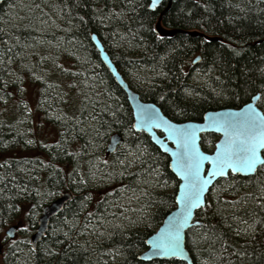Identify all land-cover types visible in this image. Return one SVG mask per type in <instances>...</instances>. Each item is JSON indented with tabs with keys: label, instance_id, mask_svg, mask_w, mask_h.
<instances>
[{
	"label": "trees",
	"instance_id": "16d2710c",
	"mask_svg": "<svg viewBox=\"0 0 264 264\" xmlns=\"http://www.w3.org/2000/svg\"><path fill=\"white\" fill-rule=\"evenodd\" d=\"M46 1L50 3L46 10L51 15L49 18L55 20L59 17L57 22L63 28L61 34L56 32L54 36L50 35L52 38L61 36L65 43V55L59 60L55 56L60 51L50 48L47 42L49 34L43 32L42 26L37 28L30 22L29 29L26 28L29 24L26 15L34 17L36 7L45 8ZM23 4L22 19L15 22L6 34V52L12 58L37 53L51 65L53 62L60 63L62 69L47 65L50 80H43L57 86L62 84V89L69 86L74 90V87L63 81L60 75L74 79L76 71L81 75L79 80L75 79L79 86L82 85L80 90L89 81L90 88H97L94 95L101 94V98H104L99 102H104L101 115L107 139L114 132L122 133L123 143L128 150L122 152L118 147L105 161L108 172L119 167L118 184L113 188L112 196L104 194L95 202L96 211L105 213L106 209H113L112 215H105L109 219L116 215L115 219L119 221L116 228H108L110 235L99 236L98 245L91 251L63 248L59 243H52L49 256L38 251L35 259L22 257L20 253L15 255L13 247H10L2 264H187L175 258L152 262L138 258L139 253L147 247L146 238L175 206L176 189L165 190L166 183L177 185L178 180L169 168L168 155L152 142L149 135L132 129L133 116L126 96L102 64L90 36L92 32L99 35L118 69L141 98L158 104L172 119L201 120L207 110L240 107L257 93H261L258 105L264 110V0H173L163 15L164 25L183 29L173 37L155 33L154 24L161 8L149 10L147 0H25ZM189 30L204 32L219 39L208 40L189 33ZM67 50L73 54L72 58L67 57ZM199 54L201 61L193 64V59ZM65 59L68 64L64 62ZM132 71L146 77L143 86L129 81ZM55 74L59 81L53 78ZM22 76L24 80L26 77L24 74ZM21 84L17 82L15 86L21 87ZM13 92L0 90V97ZM83 96L86 97L87 93ZM89 101L94 100L90 98ZM78 115L73 114L72 120L60 129V135L64 132L65 138L59 142L68 149L73 146L69 144L66 134L76 125L74 118ZM16 119L18 115L11 121ZM11 121L0 113V153L8 150V145L4 143L10 136ZM75 128H78L77 125ZM129 129L131 132L127 135ZM77 130L76 145H81L84 136L80 129ZM216 138L215 133H204L202 146L209 148ZM19 142L24 143L22 140ZM77 149L64 155L68 160L62 159L63 164H73L67 168L56 166L60 152L54 153L53 157L58 159L48 164L46 175L35 188L38 197L29 198L32 204L45 203L49 192L60 194L66 190L74 191L73 199L53 219V224L61 216L75 213L81 207L82 195L88 191V187L80 184L78 177L75 179L76 169L87 164V157L80 155ZM16 162L18 160L8 158L3 163L12 165ZM10 171V166L0 167V181L8 186L5 192H0V230L5 224V193L13 197L16 187L25 184L18 172L11 175ZM249 178L251 182H248ZM123 185L131 187L130 193L134 191L131 193L132 199L115 201ZM261 186H264V169L261 168L253 175L230 174L217 180L208 194V203L198 211V218L204 224L194 226L187 232L186 244L195 264H264V197L259 194ZM194 231H198L196 236L197 248L202 250L200 255L192 253L191 233Z\"/></svg>",
	"mask_w": 264,
	"mask_h": 264
},
{
	"label": "rangeland",
	"instance_id": "374dc122",
	"mask_svg": "<svg viewBox=\"0 0 264 264\" xmlns=\"http://www.w3.org/2000/svg\"><path fill=\"white\" fill-rule=\"evenodd\" d=\"M24 1L4 0L0 2V90L15 91L13 92L14 95L4 93L0 97L2 100L0 101V113L8 121L17 118L18 115V119L10 122V136L4 143L8 145V150L0 153V165L2 167L10 166L11 175L18 172L23 181L25 180V184H19L16 187L13 197L6 193L4 195L5 214L3 219L5 224L0 230L1 248L5 251L8 247H13V254L20 253L22 257L27 256L30 259H35L38 251L42 252V255L44 253L45 256H49V248L52 243H59L63 248L70 249L75 247L77 249L91 251L98 245L97 241L99 240V236L110 235L111 232L108 231V228L111 227L114 229L119 225L118 219H115L116 215H113L110 219L106 216L107 214L109 216L112 215L111 212L113 209H106V215L103 211L95 210V202L101 199L102 195H113L112 190L118 184L117 181L119 178V167L112 172H108V167L105 166V161L109 160L111 154L106 152L108 139L105 122L101 115L104 102H99L100 99L104 98H101V94L99 96L94 95V90L97 88H90L89 81L80 90L79 88L82 85L79 86L76 80H79L78 77L81 75H78L76 71L73 74L74 79L60 75L63 81L68 82L71 87H74V90L69 89V86L67 87L68 89H62V84L57 86L54 83L50 84L45 82L43 80L44 78L48 81L50 80L48 77L50 73L46 70L48 68L47 65L51 67L53 65L54 69H62L60 63L58 65V62H53L51 65L45 61L46 58L37 53H27L24 58L19 55L12 58L6 52L8 43L6 34L15 22H19L22 19ZM44 6L46 9L43 6L41 8L36 7L34 17H29L28 14L26 15V20H29L26 28L29 29L30 22L37 28L42 26L43 32L49 34L47 42L50 43V48H58L60 51L55 56V59L59 60V58H62V55H65V51L63 50L66 47L64 45L65 43L61 36L58 35L56 38H52L50 35L52 34L54 36L56 32L61 34V29L63 30V28L57 22L59 17L55 20L52 17L49 18L51 15L46 10L49 8L50 3L46 1ZM56 16H58V12ZM69 52L70 50H67V57L72 58L73 54L71 55ZM65 60L64 62L68 64V60ZM197 70L199 71V69ZM136 72H130L128 79L135 85L143 86L147 79L144 75L140 73L136 74ZM22 74L26 77L25 82H23ZM38 74H42L41 77ZM53 78L59 81L56 78V74ZM58 81H55V83H58ZM17 82L23 83L24 86L21 84V87H16L15 83ZM84 93H87L86 97L83 96ZM78 94H80V98ZM11 95L13 96L10 98ZM90 98L94 101L90 102ZM104 101L107 102V100ZM73 114H79L78 117L74 118V123L78 128H75V125L66 134V138L70 140L69 144L73 146L68 149L59 142L60 139L65 138L64 132H61L60 135V129H62L63 124L65 126L66 123L72 120ZM77 129H80L84 136L81 145H76ZM130 132L129 129L127 135ZM23 134H25V137ZM22 137L23 144L18 140ZM218 139L219 135H217L216 141ZM216 141L209 148H205L204 146L202 148L205 151L213 152L216 148ZM41 142L44 143L45 148L40 146L42 144ZM52 147L54 149L51 150ZM74 148H78L77 151H80V155L82 154L87 157V164L85 166L82 165L80 169H76L77 174H75V179L78 177L80 184L88 187V191L82 195L81 207L75 213L61 216L56 224H53L52 221L46 238L42 239L38 243V246L34 247L31 243V235L38 225L42 207L59 194H54L53 192L47 193L45 203L39 202L32 204L29 198L30 196L32 198L33 196L38 197V192L36 193L35 188L40 185L43 177L46 175L48 164H53L58 159L53 157L54 153L57 151L60 152L58 155L60 157L56 163L57 167L62 165L66 168L67 166L72 167L73 164L71 163L66 162L67 164L64 165L62 159L67 161L68 159L65 156L73 153ZM119 150L127 152L128 146L122 142ZM50 151L51 154H49ZM8 158H14L18 162L12 165L3 163ZM132 168L134 167L132 166ZM0 184V192H5L8 186L3 181H0ZM177 185L176 183H166L164 189L171 191L177 189ZM130 188L124 185L121 186L119 188V194L115 197V201H120L121 198L122 200L126 198L132 199L133 195L131 193L134 191L130 193ZM137 197L133 199L134 202ZM13 223H18L20 228L13 238H9L5 234V231ZM197 233L198 231L191 233L192 246L195 248H193L192 253H198L200 255L202 250L197 248ZM102 240L100 239V241ZM4 257V253L0 255V264L3 263L2 260Z\"/></svg>",
	"mask_w": 264,
	"mask_h": 264
},
{
	"label": "snow or ice",
	"instance_id": "6c2138e0",
	"mask_svg": "<svg viewBox=\"0 0 264 264\" xmlns=\"http://www.w3.org/2000/svg\"><path fill=\"white\" fill-rule=\"evenodd\" d=\"M159 2L160 0H151L149 7L155 8ZM205 119L210 120L217 130L224 132L225 138L216 145L214 157L204 155L195 147V132L191 130L194 126L181 128L169 121H161L159 113L154 109L143 106L139 109L138 123L134 127L145 124L164 126L168 132V139H174L181 149L176 154L177 174L184 181L179 185L180 195L176 197L181 210L151 241L153 248L156 249L154 255L183 256L182 232L188 226L193 209L203 208L208 203L204 193L209 190L214 178L223 177L226 173L253 174L257 172L258 166L264 169V160H261L258 154L264 150V115L249 104L246 110L230 114L226 118L220 119L219 114H214ZM205 161L212 164L207 170L206 177L201 176V168ZM248 182H251L250 178ZM259 194L264 197V186H261ZM256 202L260 203L259 200Z\"/></svg>",
	"mask_w": 264,
	"mask_h": 264
},
{
	"label": "water",
	"instance_id": "95a60500",
	"mask_svg": "<svg viewBox=\"0 0 264 264\" xmlns=\"http://www.w3.org/2000/svg\"><path fill=\"white\" fill-rule=\"evenodd\" d=\"M3 1L4 0H0V2H3ZM162 1L163 0H160V2L157 5H159ZM150 2L151 0H149V4ZM155 8H151V9H155ZM155 32L161 36H173L177 32H183V31L179 28H168L164 26L161 22V17H160L155 25ZM189 33L193 35L202 36L208 40H218L219 39L217 36H210L204 32L189 31ZM90 37H91L92 43H94L99 50L101 60L108 67L109 71L112 73L117 83L124 89V91L126 92L128 96V100L130 102V106L133 111V126L137 125L138 123V112L141 106L145 108L154 109L157 113H159V117L161 121H169L170 123L177 125L178 127H181V128H185L188 125L194 126L193 129L191 130L195 132V147L200 152H202L204 155L214 157L216 153V148L213 152L205 151L202 148V144H201L202 134L209 133V132L218 134L219 139L215 143V147H216L217 144H219L220 142L224 140L225 138L224 132L222 130H217V127L212 125L211 121L208 119H205V117L213 116L214 114H219V118L223 119V118L228 117L230 114L240 113L246 110V106L249 104H251L258 113H260L261 115H264V111L257 104L258 100L260 99V93H257L254 96H252V98L249 101L245 102L240 107H223L219 109L208 110L204 113L203 118L201 120L178 121V120L172 119L168 115H166L164 111L162 110V108L155 102L143 101L140 97V93L134 90L133 88L129 87L128 83L125 81L123 74L118 70V67L116 66L115 62L112 60L111 56L106 50L99 35L96 32H92ZM200 59H201V56L198 55L196 59L194 60V63H197ZM134 129H136L137 131H143L144 133L148 134L152 142L156 146H158L162 150V152L168 155L170 169L176 175L179 181L177 185V189H176V194H175V207L166 215L162 224L151 235H149L146 238L147 249L139 255V258L145 261H150L153 259L169 260L171 258H175V259L182 260L188 264H195L194 258L186 244L187 232L190 228L194 226H200L204 224V222L200 218H198V211L203 209L206 205L203 208L193 209L192 217L188 221V226H186L182 232V237H183L182 247L184 248L183 256H176V257L167 256L166 257V256L154 255L156 249L153 248L152 243H151V241L156 237V235L160 233L162 229H164L166 226L169 225V221L172 219V217L177 216L181 210V205L176 200V197L180 195L179 185L184 183L181 177L177 174L178 168H177V155L176 154L179 151H181V149L174 139H168V132L165 130L164 126L155 127V126H149L145 124L143 126L134 127ZM122 141H123L122 133L120 132L112 133L110 136L109 144L107 146V151L109 153H114ZM258 154L260 155L261 160H264V150H262ZM211 167H212V164L209 161H205L201 168V176L206 177L207 170L210 169ZM258 169H259V166H258ZM230 174L240 175V176H249L255 173L248 174V175L235 174V173H230ZM230 174L226 173V175L223 177L214 178L212 181V184L209 185V190L205 191L204 196L207 198L208 194L210 193L211 189L213 188L214 184L216 183L218 179L228 177ZM72 199H73V194L70 191H64L56 199L47 203L43 207V211H42L41 216L39 217L38 225L35 229V233L32 235V238H31V242L34 247H36L37 244L43 239L53 219L64 210L68 202H70ZM17 229H18V225L9 226V228L6 230L7 236L10 238H13L16 235Z\"/></svg>",
	"mask_w": 264,
	"mask_h": 264
},
{
	"label": "bare ground",
	"instance_id": "6f19581e",
	"mask_svg": "<svg viewBox=\"0 0 264 264\" xmlns=\"http://www.w3.org/2000/svg\"><path fill=\"white\" fill-rule=\"evenodd\" d=\"M181 30H183V29H181ZM189 31H197V30H189ZM157 35H159V34H157ZM159 36H161V35H159ZM91 42H92V41H91ZM92 44H93V46L95 47V49L98 51V56H99V59L101 60V58H100V53H99L98 48L96 47V45H95L94 43H92ZM105 48H106V47H105ZM106 50H107V49H106ZM107 51H108V50H107ZM108 53H109V52H108ZM109 55H110V54H109ZM197 56H198V55H197ZM197 56H196V57H197ZM196 57L193 59V64H196V63H194V60L196 59ZM111 58H112V57H111ZM112 60H113V59H112ZM113 61H114V60H113ZM101 62H102V64L104 65V67L108 70V72L112 75V73L109 71L108 67L103 63L102 60H101ZM115 64H116V63H115ZM116 66H117V65H116ZM118 70H119V69H118ZM119 71H120V70H119ZM120 72H121V71H120ZM121 73H122V72H121ZM122 74H123V73H122ZM112 76H113V75H112ZM123 76H124V75H123ZM113 78H114V76H113ZM124 78H125V77H124ZM114 80H115V78H114ZM125 81L128 83L129 87L132 88V86H130V83L128 82V80H127L126 78H125ZM115 82L117 83L116 80H115ZM117 85H118V86L121 88V90L124 92V94H125V96H126V99H127V102L129 103V106H130V102H129V100H128V96H127L126 92L124 91V89H123L118 83H117ZM133 89H134V88H133ZM134 90H135V89H134ZM136 91H137V90H136ZM137 92H138V91H137ZM140 97H141V96H140ZM260 98H261V93H260ZM141 99H142V98H141ZM142 100H143V99H142ZM259 100H260V99H259ZM259 100H258V102H259ZM143 101H145V100H143ZM248 101H249V100H248ZM258 102H257V104H258ZM258 106H259V105H258ZM130 108H131V106H130ZM131 111H132V108H131ZM207 111H208V110H207ZM132 116H133V111H132ZM132 129H133L134 131H136V132H143V131H137L136 129H134L133 122H132ZM143 133H144V132H143ZM147 135H148V134H147ZM122 136H123V135H122ZM123 139H124V136H123ZM109 141H110V138H109V140H108V142H107V145H106V152H107V153H109V152L107 151V146H108V144H109ZM122 142H123V141H122ZM122 142H121V143H122ZM201 144H202V143H201ZM41 146L45 147V145H43V144H42ZM119 146H120V145H119ZM119 146H118V147H119ZM158 148H159V147H158ZM117 149H118V148H117ZM159 149H160V148H159ZM160 150H161V149H160ZM161 151H162V150H161ZM163 153H164V152H163ZM109 154H113V153H109ZM168 158H169V157H168ZM169 168H170V165H169ZM170 170H171V169H170ZM171 172H172V170H171ZM172 173H173V172H172ZM173 174H174V173H173ZM174 175H175V174H174ZM175 177H176V175H175ZM176 178H177V177H176ZM177 180H178V178H177ZM178 182H179V181H178ZM66 191H70V192L73 194V191H71V190H66ZM63 192H64V191H63ZM61 193H62V192H61ZM61 193H60V194H61ZM60 194H59V195H60ZM59 195H58V196H59ZM58 196H57V197H58ZM57 197H55L54 199H56ZM73 197H74V194H73ZM54 199H53V200H54ZM53 200H52V201H53ZM50 202H51V201H50ZM48 203H49V202H48ZM68 203H69V202H68ZM67 206H68V204L66 205V207H67ZM66 207H65V208H66ZM174 207H175V206H174ZM65 208H64V209H65ZM62 212H63V211H62ZM62 212H61V213H62ZM61 213H60V214H61ZM60 214H59V215H60ZM56 217H57V216H56ZM56 217H55V218H56ZM165 217H166V216H165ZM163 220H164V219H163ZM162 222H163V221H162ZM51 224H52V223H51ZM161 224H162V223H161ZM161 224H160V225H161ZM160 225H159V226H160ZM50 226H51V225H49V229H50ZM159 226H158V227H159ZM158 227H157V228H158ZM157 228H156V229H157ZM49 229H48V231H49ZM156 229H155V230H156ZM6 230H7V229H6ZM155 230H154V231H155ZM48 231H47V233L44 235V237L48 234ZM34 233H35V231L33 232V234H34ZM5 234H6V231H5ZM33 234H32V235H33ZM6 235H7V234H6ZM32 235H31V238H32ZM7 237H8V236H7ZM44 237H43V238H44ZM9 238H10V237H9ZM31 243H32V242H31ZM37 246H38V244H37ZM8 249H9V248H8ZM13 249H14V248H13ZM146 249H147V247H146L143 251H145ZM143 251H141V252L139 253V255H140ZM7 253H8V251H7ZM139 255H138V258H139ZM5 257H6V255H5ZM5 257H4V259H5ZM4 259H3V260H4ZM139 259H140V258H139ZM141 260H142V259H141ZM157 260H160V259H153V260H150V261H145V260H143V261H144V262H152V261H157ZM187 264H188V263H187Z\"/></svg>",
	"mask_w": 264,
	"mask_h": 264
},
{
	"label": "flooded vegetation",
	"instance_id": "af4514ba",
	"mask_svg": "<svg viewBox=\"0 0 264 264\" xmlns=\"http://www.w3.org/2000/svg\"><path fill=\"white\" fill-rule=\"evenodd\" d=\"M172 2H173V0H163L159 5H157L156 6V8L155 9H151L150 7H149V0H147V8L149 9V10H151V11H154V10H156V9H158V8H161V11H160V14H159V16H158V18H157V20H156V22H155V24H154V31H155V25H156V23H157V21H158V19L161 17V22H162V24L164 25V23H163V15L165 14V12L170 8V6L172 5ZM164 26H166V25H164ZM167 27V26H166ZM169 28V27H168ZM156 33V32H155ZM157 34V33H156ZM175 35V34H174ZM173 35V36H174ZM172 36V37H173ZM169 37H171V36H169ZM91 38V37H90ZM200 55V54H199ZM201 56V55H200ZM199 61H201V59L199 60ZM198 61V62H199ZM26 79V78H25ZM24 79V80H25ZM263 110V109H262ZM264 111V110H263ZM29 123H30V121H28ZM29 123H28V127H29ZM57 124V123H56ZM60 126V125H59ZM13 131V130H12ZM23 136L25 137V134H23ZM21 139H23V138H19L18 140H21ZM0 167H2L1 165H0ZM212 190V189H211ZM46 205V204H45ZM44 205V206H45ZM43 206V207H44ZM43 207H42V210H41V213H40V216H41V214H42V211H43ZM39 216V217H40ZM7 224V223H6ZM11 225H18V229H17V232H18V230H19V228H20V226H19V224L18 223H13V224H10L9 226H11ZM8 226V227H9ZM16 232V233H17ZM9 248V247H8ZM8 250V249H7ZM7 250H5V251H3V248H1V244H0V255L1 254H7ZM2 262H3V260H2Z\"/></svg>",
	"mask_w": 264,
	"mask_h": 264
}]
</instances>
